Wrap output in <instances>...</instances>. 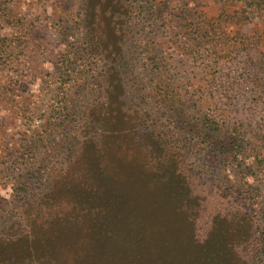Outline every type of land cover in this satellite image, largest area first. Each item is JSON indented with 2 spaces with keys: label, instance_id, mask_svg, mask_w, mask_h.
I'll return each instance as SVG.
<instances>
[{
  "label": "rangeland",
  "instance_id": "rangeland-1",
  "mask_svg": "<svg viewBox=\"0 0 264 264\" xmlns=\"http://www.w3.org/2000/svg\"><path fill=\"white\" fill-rule=\"evenodd\" d=\"M249 4L0 0V242L20 236L9 258L29 255L34 232L59 249L41 264L71 257V238L84 264L90 234L123 250L132 230L137 255L109 251L114 264H166L144 247L164 221L203 237L232 233L221 215L234 213L228 264H264V21L233 19ZM239 125L231 158L217 138Z\"/></svg>",
  "mask_w": 264,
  "mask_h": 264
},
{
  "label": "trees",
  "instance_id": "trees-1",
  "mask_svg": "<svg viewBox=\"0 0 264 264\" xmlns=\"http://www.w3.org/2000/svg\"><path fill=\"white\" fill-rule=\"evenodd\" d=\"M249 9L246 7L245 9L238 11L236 10L233 13V19L236 21H242V20H257L259 22V19L264 21V0H249ZM177 107H175V110ZM205 123L207 126H210V132L215 133H221L223 130L218 122L212 121L211 119H205ZM232 134L228 137L223 138V136H218V148L222 152H227L231 154V158L233 154H240L243 151V144H242V138H241V131H240V125L236 128L232 129ZM124 133L121 129H116V134ZM110 135V133H109ZM108 135V136H109ZM111 138V137H108ZM205 138H209V136H205ZM141 143L145 144L144 141H140ZM136 143V142H135ZM110 143L105 144L104 147L107 148ZM120 143H117L116 146H112V149L119 148ZM103 152V151H102ZM99 150L95 152L97 154L98 161H104L103 158H100L99 156L102 154ZM117 150V154H118ZM106 156H104L105 158ZM235 161V160H234ZM233 161V162H234ZM237 161V160H236ZM101 172L103 176L107 180H110V177L107 173H105V168L102 167ZM141 192V191H139ZM148 195V194H147ZM144 194V196H136L138 199L141 200H150L149 195L147 196ZM191 196H194L193 194ZM181 199V197H180ZM134 200L128 199V205L131 204V206L134 208ZM182 201V199H181ZM188 204L191 206L190 213H194L197 217V213L195 212L194 208H199L200 205H198L197 198L191 197L190 199H186ZM165 213V212H164ZM166 214V213H165ZM174 216L173 213L169 216L161 215V219L168 220L169 217ZM223 220H231L230 225L233 228L232 233H225L221 230L222 226L219 227H211L209 230L200 229L202 230L201 233L203 234V237L198 236L196 233L195 236H191L187 234V230H185V226L183 222H180L179 218L174 219L173 221H164L166 223V229L164 233H162V236L158 238V240L155 243L148 242L144 247L145 251H148L150 254V257L152 255H159L161 260L164 261L166 264H228V261L230 260V256L235 252V248H227L230 244L227 243L226 239L235 233L237 236L239 234V231L237 230L238 220L235 221L234 213L232 215H221ZM183 224V225H182ZM212 222H210V225ZM229 225V226H230ZM131 226H134L132 224ZM50 227V228H49ZM48 227V230H51V226ZM132 230H129L124 234V237L119 240V242H127L126 246L123 250L116 249L114 246H112L110 249L105 248L104 243L100 241L99 238L92 237L90 234L91 241L87 242V247L89 251L88 257H86L83 261L84 264H114V259L111 257V254L113 252L109 251H116L119 255H121L125 249L128 250H134L132 251L130 255V259H133V255H137V250L139 245L137 246L136 241L134 240V237L136 236L135 233L131 232ZM228 229H226V232ZM31 238H29V242L26 243V249L24 252H27L29 255H19L17 257H8V249H10L11 244L16 245L19 240L20 236H17L19 238L15 239L14 242H0V264H41L47 260L51 261L49 257L48 250L50 248L57 249L55 241L47 235H43L42 238H38L39 240H36V234L34 232H30ZM193 234V233H191ZM226 234V235H225ZM198 236V237H197ZM206 236V237H205ZM30 237V236H29ZM216 238V239H215ZM160 240V243H159ZM226 240V241H225ZM235 244L237 243L236 239H231ZM215 246L213 247V243L216 242ZM26 242V241H25ZM73 240L69 241V243L64 242V244L67 245L68 252L71 253V257L66 256L64 259H54V264H74V260H79V255L83 251L84 246H70V243H72ZM162 244V246H165L166 251L154 253L153 251L156 249L158 250L159 245ZM122 246V243H120ZM36 247H42L41 250H36ZM72 250V251H71ZM87 251V252H88ZM122 256V255H121ZM120 256V261H121ZM120 261L115 262V264H120ZM152 262H149L148 264H151Z\"/></svg>",
  "mask_w": 264,
  "mask_h": 264
}]
</instances>
